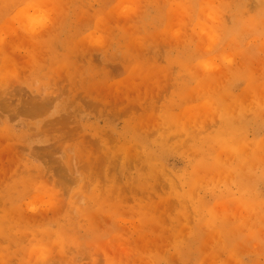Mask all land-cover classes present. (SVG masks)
I'll use <instances>...</instances> for the list:
<instances>
[{"label": "rangeland", "instance_id": "1", "mask_svg": "<svg viewBox=\"0 0 264 264\" xmlns=\"http://www.w3.org/2000/svg\"><path fill=\"white\" fill-rule=\"evenodd\" d=\"M0 264H264V0H0Z\"/></svg>", "mask_w": 264, "mask_h": 264}]
</instances>
